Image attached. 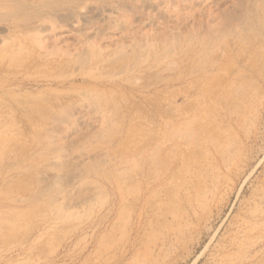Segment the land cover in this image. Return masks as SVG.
I'll list each match as a JSON object with an SVG mask.
<instances>
[{"label": "rangeland", "instance_id": "1", "mask_svg": "<svg viewBox=\"0 0 264 264\" xmlns=\"http://www.w3.org/2000/svg\"><path fill=\"white\" fill-rule=\"evenodd\" d=\"M0 264H264V0H0Z\"/></svg>", "mask_w": 264, "mask_h": 264}]
</instances>
